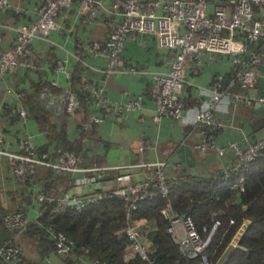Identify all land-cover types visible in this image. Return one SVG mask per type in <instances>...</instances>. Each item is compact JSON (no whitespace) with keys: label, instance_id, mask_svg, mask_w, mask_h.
Instances as JSON below:
<instances>
[{"label":"crops","instance_id":"1","mask_svg":"<svg viewBox=\"0 0 264 264\" xmlns=\"http://www.w3.org/2000/svg\"><path fill=\"white\" fill-rule=\"evenodd\" d=\"M37 1L23 0V6L28 12L18 15L21 17L20 21L28 22L35 17L31 10ZM83 19L84 16L78 12L76 3L69 8H63L58 17V28L47 39H35L31 43L37 55L35 67L33 69L19 68L1 79L0 130L3 134L2 148L4 150L20 152V141L26 135L32 136L38 150L48 152L78 140L77 123L80 122L83 111L78 108L74 113H68L64 99L66 91H72L71 74L78 62L84 68L79 79V86L82 89L83 80L95 86H104L108 99L119 103H124L137 95L142 96L141 108L125 112L122 121H118L115 114L109 112L103 116L102 122L93 126L91 134L86 135L87 142L84 144L85 147H91L97 151L80 152L82 168H89L93 164L125 166L144 162H163L162 170L167 178H176L189 174L210 176L230 167L234 157L231 150L222 157H218L213 152L201 155L193 147L199 138L197 129L190 120L193 119L199 105L210 99L207 91L212 88L217 76L221 77L220 91L224 99H228L229 102L222 103L223 110L215 111V120L219 125L215 132L216 143L225 146L232 142L242 143L244 140L255 142L264 138V117L261 111L254 107L257 101H264V98L260 97L264 94V64L255 67L258 74L257 84L251 89L256 90L254 93L241 89L234 82L237 67L232 63L231 55L215 54L212 59L211 54H204L200 63L196 65L189 60L190 67L187 69L186 82L181 93L185 103L183 119L176 121L171 117L162 116L155 122L153 117L156 104L150 96L149 88L151 80L147 74L130 73L126 70L130 66H136L149 73L167 71L171 61L170 50L161 46L156 36L137 32L125 42L120 65H118V69L123 71L107 75L106 60L103 57L94 56L85 48L86 43L104 38V24L100 21L94 24L83 23ZM10 35L4 34L8 45L11 44ZM253 44L246 45V53L242 61L245 62L248 53L258 47L256 43ZM79 51L82 56H78ZM39 85H48V87L42 92ZM72 92L75 94L74 91ZM86 92L90 93V91ZM90 94L95 98L92 93ZM237 94L242 95L240 101L235 100ZM256 96L260 99L257 100ZM19 108L27 110L26 120L19 118L17 114ZM92 109L94 115H97L100 110L96 102ZM43 119L52 126L53 129L50 132L48 128L43 130L40 122ZM80 123L82 126L83 122ZM104 143L109 144V150L105 152L103 151ZM8 164L6 157L0 156V229L4 216L13 211H22L30 224L35 222L41 214L40 202L36 201L37 195L40 194L39 190L46 187H53L58 199L70 195L83 198L87 195L85 194L86 184L77 181L89 174L84 171L63 175L56 173L58 174L56 178L43 179L36 176L20 183L11 174ZM136 168L140 170L134 171L132 176H137V179L152 175L155 169L153 166ZM115 172L117 174L114 176L113 171L99 175L107 181L118 176V170ZM74 183L83 185L81 186L83 188L76 191L78 188ZM103 186L116 188L110 183ZM135 224L142 232L140 241L149 244L145 234L151 226L145 219L138 220ZM27 229L22 233L15 231L14 235L11 232V236L22 251V258L17 264H33V262L43 264V260L51 253H55L63 264H95L90 258L74 251L61 255L53 249L41 258L39 250L45 252L48 247L45 242L39 245V238L30 232L27 234ZM45 233L46 239L53 241L47 230ZM3 242L0 238L1 245ZM0 264L5 263L0 262Z\"/></svg>","mask_w":264,"mask_h":264},{"label":"built area","instance_id":"2","mask_svg":"<svg viewBox=\"0 0 264 264\" xmlns=\"http://www.w3.org/2000/svg\"><path fill=\"white\" fill-rule=\"evenodd\" d=\"M75 3L80 15L84 16L83 23L94 24L104 19L109 20L110 28L104 41L95 40L85 44V48L94 56L106 60L107 75L123 71L118 69V65L125 42L137 32L156 36L159 44L170 50L171 61L167 71L149 73L136 66H130L126 70L130 73L147 74L151 80L149 88L150 96L156 104L153 117L155 122L162 116L171 117L176 121L183 119L185 103L181 93L186 82L187 69L190 67L189 60L195 65L199 64L204 54H211L212 59L215 54L231 55L232 63L237 67L234 82L243 90H251L257 84L258 71L255 67L264 64V0H38L31 10L35 17L28 22L15 23L14 17L0 21V81L6 74L19 68L35 67L37 55L31 47L32 41L47 39L59 26L60 11ZM8 10L13 11L15 15L28 12L23 6V0H0V12ZM3 34H12L11 44H6L7 40ZM246 41L254 42L258 47L248 53L244 62L242 59L246 53ZM220 78L216 77L212 88L207 91L210 99L199 105L190 123L197 129L199 138L193 147L201 155L213 152L216 156L222 157L228 150L232 151L234 156L232 165L221 171L226 178L230 173L239 172L258 157L264 148V138L255 142L245 140L242 143L232 142L225 146L216 143L215 132L219 125L215 120V111L222 109V103L229 102L220 91ZM81 84L84 90L95 96L97 108L105 115L113 112L118 121L123 120L125 112L141 108V95L119 103L108 99L104 86H95L85 80ZM64 99L66 111L74 113L78 105L75 94L67 90ZM241 99L242 95L237 94L235 100ZM17 114L20 119H27L25 108H19ZM103 116L93 115L82 123L84 132L78 134L80 142H86V135L91 132L93 126L103 121ZM2 143L3 134L0 130V156L6 157L11 174L20 183L28 181L38 167L50 168L55 173L103 172L111 168H120L119 166L82 168L81 159L73 151L57 150L53 159L49 153L38 151L30 135L21 139V151L17 153L4 150ZM144 166H153L154 173L130 185L126 190L113 191L124 202L126 226L123 231L131 243L132 252L149 261L150 244L140 241L141 234L132 219V213L138 203L149 198L161 197L166 201L161 213L167 221L166 232L172 241L184 256L198 258L199 264H210L206 249L220 225V220L215 218L213 213L212 223L199 228L190 216L181 214L173 208L168 199L171 182L162 170L163 162H144L123 168ZM95 180L94 176L77 179L81 184L93 183ZM243 180L241 175L231 187L242 192ZM107 193L110 192L96 191L83 198L67 196L55 199L58 209L70 207L80 210L98 202ZM52 200L54 198L44 193L37 196L39 202ZM29 224V219L22 211L9 212L3 218L4 228L13 232V235L15 231L24 232ZM46 230L52 237L58 254L66 255L75 250L72 238L52 228ZM242 232L243 228L239 229L230 240L229 247L236 246ZM21 258L22 251L12 236L0 245V262L17 264Z\"/></svg>","mask_w":264,"mask_h":264},{"label":"trees","instance_id":"3","mask_svg":"<svg viewBox=\"0 0 264 264\" xmlns=\"http://www.w3.org/2000/svg\"><path fill=\"white\" fill-rule=\"evenodd\" d=\"M12 16L15 23L21 22V17L14 15L10 10L0 12V21ZM108 22L107 19L102 21L105 36L99 40L100 42H103L107 37L110 28ZM240 37L242 36L240 35ZM253 43L245 42L246 45L251 46L254 45ZM77 54L82 56L81 51ZM83 69L81 63L78 62L71 74V89L75 92L78 100L76 110L79 108L83 111L80 122H85L94 115L92 106L95 105V98L79 86ZM39 87L42 91L48 85H39ZM97 115L105 116L104 112L100 110ZM40 122L43 130L48 128L50 132L53 129L46 119ZM80 122L77 123V134L84 132ZM90 134L91 132L88 136ZM84 143L76 139L73 144L67 143L60 149L56 147L53 152L38 151L49 153L53 159H55L57 150L73 151L78 157H80V152L97 151V149L85 147ZM103 145L104 152L109 150L108 143ZM91 167L101 166L93 164ZM64 173L68 172H63L60 175ZM88 173V176H95L96 179L103 180L98 171ZM115 174L117 172H114L113 176ZM57 175L50 168L38 167L31 178L36 176L43 177V179L56 178ZM241 175L244 178V190L239 192L241 193V203L235 204L238 190L231 186ZM168 181L171 182L168 199L173 208L181 214L190 216L197 227L210 225L213 213H215L214 217L220 220V225L206 249L210 264H264V148L253 162L241 168L239 172L230 173L226 178L222 173L217 172L210 176L181 175L176 178H168ZM39 193L54 198L52 201L40 203L41 214L35 222L29 224L26 232L37 236L39 245L43 242L47 245L48 248L45 252L39 250L41 258L53 249L56 252L54 241L46 239V228H52L63 232L74 240V252L85 255L98 264H199L198 258L184 256L166 232L167 221L161 213L166 201L161 197L149 198L138 203L132 213V219L135 222L145 219L151 226L145 234L151 249L148 261L132 252L131 243L123 231L126 226L123 211L124 202L113 191L107 193L98 202L80 210L70 207L58 209L55 199L57 196L53 187H46L39 190ZM1 225L0 238L5 242L11 237V231L4 228L3 220ZM241 228H243V232L239 236L236 246L229 247L230 240ZM139 231L142 233L140 229ZM33 264L38 263L33 262Z\"/></svg>","mask_w":264,"mask_h":264},{"label":"water","instance_id":"4","mask_svg":"<svg viewBox=\"0 0 264 264\" xmlns=\"http://www.w3.org/2000/svg\"><path fill=\"white\" fill-rule=\"evenodd\" d=\"M249 92L255 93L256 90H253V91L249 90ZM260 97L264 98V94H261ZM256 98H257V100L260 99L257 96H256ZM254 107L258 108L264 117V101L263 102L257 101V104ZM138 170H140V169L139 168H135V169L134 168H122V169H119L118 176L115 178H112V179L107 180V181H99V182L91 183L88 185L84 184L86 186L85 187V189H86L85 194L91 193L92 191H94L96 189L109 190L111 188H107L106 186H103L105 184L108 185L109 183L115 185L116 188H118V189L129 187L131 184H133L135 182H139V181L144 180V178L137 179V176H135V175L132 176V173L134 171H138ZM121 176H123V178H120ZM74 184H75L76 188H78V189L75 188L76 191L83 188V187H81L83 185H80L77 183H74ZM69 197H72V195H70ZM239 203H241V193L237 192L235 204H239ZM43 264H63V262L60 260V258L55 253H51L46 259L43 260Z\"/></svg>","mask_w":264,"mask_h":264},{"label":"clouds","instance_id":"5","mask_svg":"<svg viewBox=\"0 0 264 264\" xmlns=\"http://www.w3.org/2000/svg\"><path fill=\"white\" fill-rule=\"evenodd\" d=\"M81 166V165H80ZM125 166H128V165H125ZM82 167V166H81ZM101 167H117V166H101ZM120 168H111V169H113V170H118L119 171V169H122L123 168V166H119ZM90 168H92V167H90ZM124 168H126V167H124ZM134 168H136V167H134ZM108 170H110V169H107V170H104L103 172H101V171H98L99 172V174H101L102 175V173H105V172H108ZM89 172H91V171H89ZM86 173H88V172H86ZM222 173V172H221ZM71 174V173H70ZM100 175V176H101ZM85 177H91V176H85ZM95 177V176H94ZM123 176H121V178H122ZM96 178V177H95ZM115 178V177H114ZM145 179V178H144ZM168 179V178H167ZM99 181H104V180H99V179H96L95 180V182H99ZM95 182H93V183H95ZM140 182V181H139ZM135 183H137V182H135ZM85 184H91V183H85ZM134 184V183H133ZM132 185V184H131ZM121 189H124V190H126L127 189V187L126 188H121ZM121 189H118V188H111V189H109V190H104V189H96V190H94V191H92L91 193H89V194H92L93 192H96V191H107V192H110V191H114V190H121ZM238 192H240V191H238ZM89 194H87V195H89ZM39 195V194H38ZM37 195V196H38ZM86 195V196H87ZM73 197V196H72ZM72 197H68V198H72ZM56 198V197H55ZM63 198V197H62ZM76 198H81L80 196H76ZM56 199H58V198H56ZM40 203H42V202H40ZM138 228V227H137ZM139 229V228H138ZM141 234V233H140ZM150 244V243H149ZM57 253V252H56ZM63 255V254H62ZM67 255V254H66Z\"/></svg>","mask_w":264,"mask_h":264},{"label":"rangeland","instance_id":"6","mask_svg":"<svg viewBox=\"0 0 264 264\" xmlns=\"http://www.w3.org/2000/svg\"><path fill=\"white\" fill-rule=\"evenodd\" d=\"M112 171L115 172V170H113V169L108 170V172H110V173H111Z\"/></svg>","mask_w":264,"mask_h":264}]
</instances>
